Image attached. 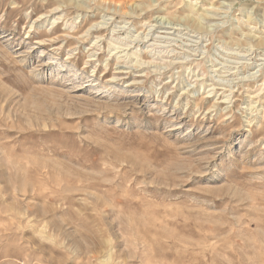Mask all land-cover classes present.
<instances>
[{"label":"rangeland","instance_id":"obj_1","mask_svg":"<svg viewBox=\"0 0 264 264\" xmlns=\"http://www.w3.org/2000/svg\"><path fill=\"white\" fill-rule=\"evenodd\" d=\"M0 264H264V0H0Z\"/></svg>","mask_w":264,"mask_h":264}]
</instances>
